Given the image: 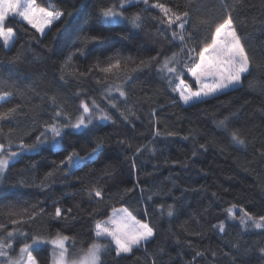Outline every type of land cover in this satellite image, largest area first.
<instances>
[{"label":"trees","instance_id":"1","mask_svg":"<svg viewBox=\"0 0 264 264\" xmlns=\"http://www.w3.org/2000/svg\"><path fill=\"white\" fill-rule=\"evenodd\" d=\"M39 2L44 6L53 3L64 10L81 8L82 4H86V7L81 8L78 21L73 22L71 39L58 35L55 29L46 37L29 29L34 34L30 36L25 31L28 26L23 22L18 19L9 22L17 33V43L9 52L0 47V61L3 62L5 76L11 67L19 78H23V83L18 90L13 89L14 95L2 102L0 110L20 104L23 114L15 120L0 123L5 133L11 127L17 129L16 138L23 135L29 141L37 134L30 131L31 126L35 123L38 130L40 123L52 114L47 100L49 95H57L69 112L76 107L72 102L75 99L73 94L80 89L100 99L104 85L97 84L95 77H102L103 74L96 72L83 78L69 77L65 82L59 78V67L64 55L78 44L80 29L87 31L91 27L97 31L101 28L96 13L110 0ZM160 2L189 10L192 14V23L188 25L190 32L196 31L194 25H197L199 18L218 20L225 14L221 10L220 0ZM128 11L131 14L137 9L130 8ZM233 15L239 35L255 57L250 73L246 74L239 90L185 109L183 105L172 104V93L159 78L154 66L131 73L133 79L127 85V90L129 104L135 105V115L130 116V122L126 123L113 109L116 123L94 130V136L106 139L104 151L97 161L67 180L61 173H56L48 186L42 189L38 187L41 179L52 170L53 161H58L63 153L55 155L45 151L41 155L21 158L11 169L8 183L16 182L17 173L23 169H27L28 176L34 182L30 181L29 186H18L9 194L0 206V223L7 224L11 229V219L26 220L23 216L7 215L9 200L19 201L17 210L38 205L53 213L54 202L58 201L62 208H72V215L77 218L65 221L38 214L35 220L17 227L31 234L54 235L62 231L75 236L76 247L73 251H79L81 245L87 247L92 242L97 221L107 219L113 208L126 207L137 219L150 221L155 229V238L146 247L134 249L131 254L119 258L115 256L112 246L111 251L102 254L103 264H153V259L155 264H264L258 253V248L264 247V232L256 229L243 232L239 227L240 207L256 216L264 215V156H261L264 151V0H240ZM154 16H160L159 10L149 9L144 13L142 29H132L127 23L104 28L107 39L102 46H97L103 52L100 59L119 52L138 62L157 54L162 58L164 54L178 51V47L173 48L169 43L170 33L169 39L157 35L156 28L166 25H160L159 20L153 19ZM121 35L129 38L120 39ZM97 55L87 60L75 58L73 67L86 72ZM16 57L19 60L9 64ZM33 81L35 91L26 87ZM250 83L254 86L250 87ZM153 108L159 113L158 127L165 135L156 139L155 155L145 151L136 157L137 171L133 172L131 165L136 147L153 139L150 119ZM225 116L230 118L227 131L215 123ZM234 129L239 130L246 139L245 147L231 142L229 133ZM169 131L176 135L167 136ZM185 136L188 139H184ZM3 139L0 136V141ZM85 139L90 142L93 135L79 138L75 142L76 147L82 149ZM120 140H124L125 145L119 144ZM200 144H206L207 151L200 150ZM193 150L198 153L196 157H192ZM176 160L180 163L173 166L172 161ZM106 166H111L112 174L104 177L102 172ZM97 180L105 189V199L99 203L90 200L85 191L86 185ZM137 181L145 189L143 196L147 204L140 201L139 188L134 193L124 194V189L132 188ZM153 192L159 194L148 201L147 197ZM214 192L216 197L212 195ZM232 203L237 205L234 210L237 220H229L231 227L227 234L221 235L212 226L226 219L223 209ZM170 204L175 208V215L171 218L167 216V206ZM160 205L164 206L163 214L159 210ZM146 207L148 216H145ZM234 243L239 245L238 250L231 247ZM16 245L18 251L20 245ZM50 250L49 246H41L33 253L39 264L51 263ZM197 251L206 255L194 260ZM213 252L215 257L212 256Z\"/></svg>","mask_w":264,"mask_h":264},{"label":"snow or ice","instance_id":"2","mask_svg":"<svg viewBox=\"0 0 264 264\" xmlns=\"http://www.w3.org/2000/svg\"><path fill=\"white\" fill-rule=\"evenodd\" d=\"M240 0H220L221 10L225 13L218 20L201 17L194 25L196 31L190 32L188 25L192 23V14L189 10H181L179 7H170L160 0H110L106 6L98 9L96 16L99 19L101 28L93 31L91 27L87 31L80 29V37L77 45L70 48L67 55H64L60 63V80L67 82L69 77H87L96 72L102 75L95 77L97 84L104 85L100 99L93 95H88L83 89L74 92L76 104L73 111L66 110L57 95L52 94L47 97L52 114L49 119L44 120L37 130L35 123L30 131L37 134L31 141L24 139L21 135L15 137L17 129L8 128L7 133L3 131L0 123V136L4 139L0 141V206L3 205L10 193L18 186H29L30 181L34 182L27 173V169L17 173V181L9 184V173L21 158L33 155H41L47 151L51 154L60 155L58 161H53V168L44 174L38 187L46 188L49 181L56 173H61L63 178L74 176L77 171L88 168L95 163L102 155L106 139L94 136V130L107 125L115 124L113 112H119L120 118L126 123L130 122V116L135 115V105L129 104V94L127 85L132 81L131 73L143 70L145 67L154 66L155 72L166 84L172 93V104L183 105L185 109L196 107L210 99L226 95L231 91H237L243 86L246 74L250 73L255 57L248 50L243 38L239 35L233 13L237 11ZM143 5V7H141ZM86 7L82 4L81 8ZM81 8L64 10L49 3L42 5L39 0H0V47L6 52L11 51L17 43V33L10 26V21L20 20L28 26L25 31L33 36L29 29L34 33H39L41 37H46L53 29L58 35L66 36L71 39L73 22L78 21ZM135 8L137 11L129 14V9ZM149 9L159 10L160 16L153 19L159 20L157 35L170 39L169 43L173 48L178 47V51H171V54H160L148 59H140L138 62L131 56H124L122 53H114L100 59L103 55L97 46H102L107 37L104 35V28L120 26L127 23L132 29H142L144 13ZM255 19L253 23H255ZM126 35H121L120 39H128ZM42 42V41H41ZM98 53L97 58L92 61L87 71H80L74 68V60L83 57L85 60ZM19 57L13 58L9 64H14ZM17 77V79H13ZM191 78L190 80L188 78ZM23 83V78H19L17 72L9 67L5 76L3 62L0 61V108L2 102L14 95L13 89H19ZM250 87H253L250 83ZM31 91H35V82L26 85ZM43 99V97H42ZM78 101V103H77ZM123 105V107H122ZM23 114L22 106L16 104L6 110H0V122L15 120L17 116ZM153 123V139L145 144L136 147L133 153L132 170L137 171L136 157L145 151L155 155L156 139L165 135L158 127L159 113L157 109L151 110L150 116ZM229 117L216 120L217 127L228 130ZM93 135L89 142L85 139V146L76 147V141L83 137ZM167 136H175L174 132H167ZM231 142L241 147L246 146V139L241 136L239 130H232L230 133ZM188 139L187 136L183 137ZM125 145L124 140L118 141ZM131 147L130 144L127 145ZM199 149L207 151L206 144H200ZM198 155L193 150L192 157ZM264 156V151L261 152ZM180 161H172L173 166ZM187 167V163L184 164ZM35 164H33V168ZM112 174L111 166H106L102 176L107 177ZM139 188L141 192L140 201L147 204L144 200L145 189L137 183L132 188H125L124 194L134 193ZM87 197L94 199L98 203L105 199V189L99 180L85 186ZM159 193L153 192L147 197L148 201ZM213 197H216L214 192ZM53 212H48L46 207L33 205L31 209L22 207L17 210L19 201L7 202V215L11 217H26L25 219L14 218L9 222L13 227L8 228L7 224L0 223V264H39L34 256V252L41 246L51 247V264H103L102 254L111 251L114 246L117 258L129 255L134 249L146 247L155 238V229L149 220L137 219L128 208H113L107 219L99 220L95 223L94 238L92 242L84 247L81 245L78 253H75L76 237L57 231L52 234H31L17 227L27 221L36 219L39 215H48L56 220H74L77 217L72 215V208L64 209L56 201ZM237 205L232 203L223 209L226 219L218 221L212 227L221 235L227 234L231 225L229 220H237L235 209ZM38 209V211H37ZM159 210L163 214L164 206L160 205ZM239 227L243 232L251 229L262 230L264 232V215H253L244 207L239 208ZM148 208H145V216H148ZM175 215L174 205L167 206V216ZM23 238L22 240L20 238ZM71 242V243H70ZM16 244H19L18 251ZM233 249L239 248L234 243ZM259 257L264 260V247L258 248ZM206 254L197 251V257ZM215 252L212 256L215 257ZM155 264V259H153Z\"/></svg>","mask_w":264,"mask_h":264},{"label":"rangeland","instance_id":"3","mask_svg":"<svg viewBox=\"0 0 264 264\" xmlns=\"http://www.w3.org/2000/svg\"><path fill=\"white\" fill-rule=\"evenodd\" d=\"M20 21V20H19ZM22 22V21H21ZM26 25V24H25ZM39 34V33H38ZM40 35V34H39ZM111 214V213H110ZM17 246V245H16ZM50 247V246H49ZM114 247V246H113ZM51 249V247H50ZM75 253H78L79 251H74ZM50 256H51V250H50ZM51 264V263H50Z\"/></svg>","mask_w":264,"mask_h":264}]
</instances>
